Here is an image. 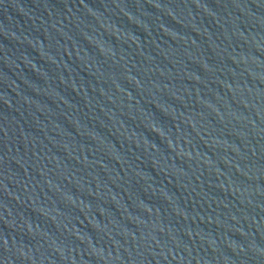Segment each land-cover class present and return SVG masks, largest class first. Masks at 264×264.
Masks as SVG:
<instances>
[{"label": "water", "instance_id": "1", "mask_svg": "<svg viewBox=\"0 0 264 264\" xmlns=\"http://www.w3.org/2000/svg\"><path fill=\"white\" fill-rule=\"evenodd\" d=\"M0 264H264V0H0Z\"/></svg>", "mask_w": 264, "mask_h": 264}]
</instances>
